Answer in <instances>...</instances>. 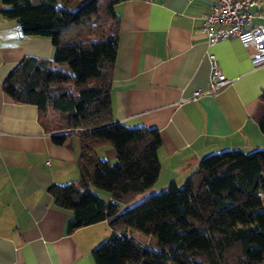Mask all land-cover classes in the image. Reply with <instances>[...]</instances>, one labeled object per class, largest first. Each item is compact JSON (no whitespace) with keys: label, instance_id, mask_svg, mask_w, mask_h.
<instances>
[{"label":"crops","instance_id":"crops-1","mask_svg":"<svg viewBox=\"0 0 264 264\" xmlns=\"http://www.w3.org/2000/svg\"><path fill=\"white\" fill-rule=\"evenodd\" d=\"M3 7L0 0V264H96L92 252L111 235L109 223L69 234L71 215L49 193L53 185L80 179L79 136L55 145L38 108L16 104L3 90L24 59L52 60L53 43L24 37L17 21L1 15ZM207 12L206 0H128L116 6L121 30L112 75L114 121L157 129L162 140L160 177L149 195L165 192L172 182L182 187L208 156L264 149V65L254 67L252 50L237 38L208 45L200 33ZM212 55L228 83L207 95ZM196 91L204 95L193 100ZM97 156L117 160L110 146L100 147ZM260 193L264 209V183Z\"/></svg>","mask_w":264,"mask_h":264},{"label":"trees","instance_id":"trees-1","mask_svg":"<svg viewBox=\"0 0 264 264\" xmlns=\"http://www.w3.org/2000/svg\"><path fill=\"white\" fill-rule=\"evenodd\" d=\"M126 1L3 0L1 15L17 21L24 37L48 38L55 49L50 61L24 59L4 93L37 107L57 146L68 131H82L80 179L49 189L55 206L71 215L69 234L109 223L111 235L92 252L96 264H264V149L208 156L182 187L172 182L138 202L159 180L162 140L157 129H129L113 118L116 6ZM104 146L115 150V163L98 158ZM129 231L164 238L142 246Z\"/></svg>","mask_w":264,"mask_h":264},{"label":"built area","instance_id":"built-area-1","mask_svg":"<svg viewBox=\"0 0 264 264\" xmlns=\"http://www.w3.org/2000/svg\"><path fill=\"white\" fill-rule=\"evenodd\" d=\"M208 12L200 33L208 45L215 46L232 38L241 41L245 49H251V62L254 67L264 65V21L254 24L256 19H264L260 14L262 0H206ZM211 76L207 95H216L227 83L215 56L210 57ZM204 93L196 91L193 100ZM71 136H79L82 131H68Z\"/></svg>","mask_w":264,"mask_h":264},{"label":"rangeland","instance_id":"rangeland-1","mask_svg":"<svg viewBox=\"0 0 264 264\" xmlns=\"http://www.w3.org/2000/svg\"><path fill=\"white\" fill-rule=\"evenodd\" d=\"M98 195H100L101 197L108 199L109 195L105 192H100L97 191L96 192ZM148 192H146L144 195H142L139 199L138 202H140L141 200H143L145 197H149L150 195L148 194ZM126 207H122V210H125ZM131 235H133V238L140 243L142 246H149L150 244L154 245L156 242L162 240L164 238V236L161 235H146L143 233H139V232H135V231H131Z\"/></svg>","mask_w":264,"mask_h":264}]
</instances>
